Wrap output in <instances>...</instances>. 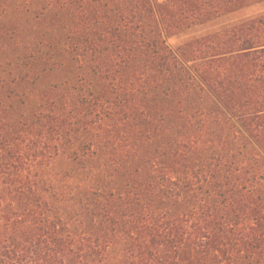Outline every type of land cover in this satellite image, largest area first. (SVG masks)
I'll return each mask as SVG.
<instances>
[{
	"label": "trees",
	"instance_id": "16d2710c",
	"mask_svg": "<svg viewBox=\"0 0 264 264\" xmlns=\"http://www.w3.org/2000/svg\"><path fill=\"white\" fill-rule=\"evenodd\" d=\"M264 0H0V264H264Z\"/></svg>",
	"mask_w": 264,
	"mask_h": 264
},
{
	"label": "rangeland",
	"instance_id": "374dc122",
	"mask_svg": "<svg viewBox=\"0 0 264 264\" xmlns=\"http://www.w3.org/2000/svg\"><path fill=\"white\" fill-rule=\"evenodd\" d=\"M263 11H264V2L252 5V6L247 7V8H245L239 12L233 13V14L228 15V16H224V17L214 21L210 25L193 28V29H190L188 31L179 33L173 37H168L167 43L172 48H175L179 44L184 42L185 40H188L190 38L204 34L206 31H209V30L214 29V28H218V27H220L226 23H231V22H234L236 20L261 13ZM0 56H1V54H0ZM107 258H108L107 264H116L118 262L119 253L116 250H112L108 253Z\"/></svg>",
	"mask_w": 264,
	"mask_h": 264
}]
</instances>
